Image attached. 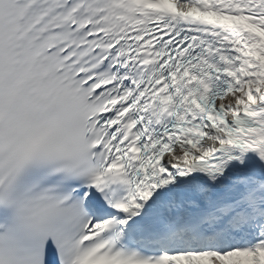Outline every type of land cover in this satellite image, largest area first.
<instances>
[{"label": "snow or ice", "instance_id": "6c2138e0", "mask_svg": "<svg viewBox=\"0 0 264 264\" xmlns=\"http://www.w3.org/2000/svg\"><path fill=\"white\" fill-rule=\"evenodd\" d=\"M0 264H264V0H0Z\"/></svg>", "mask_w": 264, "mask_h": 264}]
</instances>
